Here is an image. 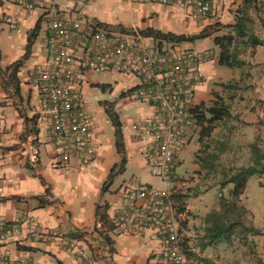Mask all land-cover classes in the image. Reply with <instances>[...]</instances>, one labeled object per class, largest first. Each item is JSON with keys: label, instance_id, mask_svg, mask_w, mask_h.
Listing matches in <instances>:
<instances>
[{"label": "crops", "instance_id": "1", "mask_svg": "<svg viewBox=\"0 0 264 264\" xmlns=\"http://www.w3.org/2000/svg\"><path fill=\"white\" fill-rule=\"evenodd\" d=\"M125 3L132 7L136 5ZM248 3L255 23V33L264 39L263 16L251 8L253 2ZM69 5L74 4L70 2ZM244 5L246 0H215L214 11L210 17L202 21L194 19L197 22L194 27L199 32L211 27V32L218 31L219 35H224L230 32L231 29L226 26L236 22L237 11L244 8ZM41 9L47 10L44 4L34 10H26L16 0H0V28L1 22L6 19L9 30H18L11 37L12 44L17 41L23 44L21 50L13 56L8 57L6 54V59H3L5 53L0 49V66L8 68L20 60L21 56H25L31 31L38 22L42 29L44 17L38 14ZM9 17L18 20L16 29L10 28L7 22ZM142 18V25L136 27L122 18L107 21L96 17L95 20L126 30L133 26L138 29L149 26L155 28L154 23H145V15ZM193 18L188 11H180V21L188 22ZM40 33L32 44L28 59L17 74L18 90L15 82L7 76L0 79V223L4 222L13 229L11 235L0 238V260L6 259L16 264H162L160 233L153 228L145 229L141 233H124L114 223L128 202L123 187L131 183H141L132 175L136 169L143 170L148 165L135 124L154 116L157 108L150 105L151 110L144 112L142 117L121 120L127 158L124 171L130 173L129 181L115 187L114 180L112 185L104 187L111 166L105 163L99 146L104 130L95 120L92 133L98 155L94 162L83 165L74 156L68 165L61 166L58 163L59 151L51 140L50 114L42 94L31 84L34 69L38 65L49 64L56 45L50 29L44 37ZM243 49L245 53L242 58L246 60V64L242 68L228 67L229 69L218 63V47L213 52H198V55H207L208 58L195 67L194 74L199 76V80L194 83L196 105L211 104L217 94L225 98L234 97L228 101L232 112L230 120L233 121L230 126L234 124L236 127L227 129L219 125L208 138L211 144L209 151L216 150L215 147L221 142L225 144V150L217 161L220 165L218 170L208 174L207 170L198 167L197 174L190 180L180 179L177 175L174 182L166 185L167 188H174L175 198L185 209L183 230L186 264H204L202 259L213 264H264V174L252 175L258 176L263 189L261 208L254 209L245 205L244 195L242 196V203L250 213V222L256 232H244L231 242L202 248L205 216L219 208V199L213 204L203 206L192 201L198 195L199 183L204 184V180L212 174L217 175V182L220 176L224 177L223 170L253 164L251 143L256 142L264 152V46H243ZM94 74L91 71L84 72L83 90L96 83L105 84L100 83ZM129 77L131 81L136 79ZM136 80L138 84L139 81ZM231 81L239 82V89L234 91L222 87V83ZM196 129L198 127L194 124L188 130L186 142L188 137H200L199 130ZM215 132L218 134L215 135ZM33 140L39 149L38 160L35 162L30 160V144ZM178 158L177 152L175 161ZM226 187L232 188V184ZM51 230H57L63 236H43ZM66 240L75 241L76 246L73 248L66 245Z\"/></svg>", "mask_w": 264, "mask_h": 264}, {"label": "built area", "instance_id": "2", "mask_svg": "<svg viewBox=\"0 0 264 264\" xmlns=\"http://www.w3.org/2000/svg\"><path fill=\"white\" fill-rule=\"evenodd\" d=\"M26 10H34L44 0H16ZM54 1V0H53ZM134 4H157L186 10L202 21L214 11L215 0H123ZM264 11V0H258ZM53 18L51 31L55 40L52 59L38 65L31 75V84L42 96L50 114L52 143L59 151V164L66 166L76 156L81 164L89 165L96 159L98 149L94 141L93 119L87 114L83 96L85 71L118 72L138 79L139 83L125 91V96L155 105L154 116L135 124L143 145V154L154 174L168 185L175 178V156L178 145L185 143L188 130L194 126V83L199 80L195 67L208 57L192 52L176 54L163 50L143 36L138 28L124 29L74 13ZM10 28L18 27V20L8 18ZM30 160L37 161L39 149L34 140L30 144ZM2 180L0 179V184ZM127 204L115 219L124 233H141L155 229L162 236V264H186L185 209L174 196V188L158 189L151 185L131 183L123 187ZM13 229L0 223V238L11 235ZM46 238L61 237L51 230ZM65 244L75 247L73 240ZM0 264H16L1 259ZM21 264H29L21 263Z\"/></svg>", "mask_w": 264, "mask_h": 264}, {"label": "rangeland", "instance_id": "3", "mask_svg": "<svg viewBox=\"0 0 264 264\" xmlns=\"http://www.w3.org/2000/svg\"><path fill=\"white\" fill-rule=\"evenodd\" d=\"M44 2L43 4L47 10L41 9L38 11L40 17H44L42 21V29L39 30V32H41L40 36L42 37L47 35L49 29L51 30L53 18L61 14H69L67 12L70 11V2H73V8H75V12L72 13V16L84 14L88 15L92 19L102 17L107 21L110 19L115 20L122 18V20L127 19L130 22V25L134 24L136 27L142 25V22L144 21L142 16L145 15L146 24L150 21L151 23H154L156 29H160L165 32L172 31L177 34H185L187 36L200 33L194 27L197 23L194 20L195 18L189 19V21L187 20L188 22L185 20H179L181 11L179 8H172L157 4H136L132 7L127 5L123 0H44ZM0 30V49L5 53V55H3V59H6L7 55L9 57L18 53L23 44L21 41H17L16 44H12L11 37L16 35L18 30H9L6 19H3L1 22ZM32 33L33 30L31 31V34ZM216 36H219L218 31L210 32L208 36L198 39L195 42H183L179 44L164 42L163 50L165 52H168L169 50L176 51V54L192 52L196 55H198L200 50L213 52L214 50H217V46L215 44ZM26 52L27 49L24 54H26ZM19 59L25 62L28 58L21 56ZM1 60L2 56L0 58V61ZM224 68L229 69L228 67ZM94 75L98 77L100 83L103 82L107 84V86H104L105 88H103V86L98 85L97 83L91 85L83 90V96L88 103V107L86 108L87 114L97 122L99 127H102L104 130V132H102L101 144L99 146L100 150L103 152L105 163L109 164L112 169L114 165L121 163L122 157L118 153L115 131L110 120V116L104 107V103H112L114 111L118 113L121 120H125L127 117L138 119L143 116L144 112L151 110V106L143 100L123 96L125 89L127 90L130 87L137 85L136 79L131 81L132 79L128 75L112 71L99 72ZM232 122V120L227 119L225 122L221 123L220 126L232 129L231 127H236L234 124L230 126V123ZM196 130H199V128ZM217 134L218 132H215V135ZM209 141L210 140L206 138L204 142L205 144H210ZM201 148L202 143L198 135L195 139H190L188 137L187 142L180 143L178 145L179 158L178 161H175V178H177L178 175L180 179L190 180L192 176L197 174L196 170L198 167L200 169L203 168L199 161L201 158L199 157L206 156L208 150L206 149L201 152V156L198 157L197 153ZM205 170L206 169H204V171ZM130 176V173H126L125 171L117 173L114 178V186L119 187L121 184L129 181L131 179ZM132 176L138 178V180L141 181V184L151 185L158 189L167 188V184L159 175L153 173L150 165H146L143 170L136 169L135 174ZM222 178L223 176H220L219 180L216 182L215 180L217 179V175L212 174L204 180V184L199 183L198 195L194 196L192 201L203 206L205 204H213L217 202L222 193L229 195L231 188L226 187L222 189L220 182ZM262 198L263 189L259 184L258 176H252L243 196L244 204L254 209H260L262 206Z\"/></svg>", "mask_w": 264, "mask_h": 264}, {"label": "trees", "instance_id": "4", "mask_svg": "<svg viewBox=\"0 0 264 264\" xmlns=\"http://www.w3.org/2000/svg\"><path fill=\"white\" fill-rule=\"evenodd\" d=\"M253 2L251 8L259 11L263 16L264 23V11L258 0H246L244 8L238 9L236 22L232 25H227L230 28V32L215 37V44L220 49L218 55V63L222 66L229 68H242L246 64V60L242 58L245 53L243 46H264V39L260 38L254 30V19L249 12V3ZM252 4V3H251ZM211 28V27H210ZM40 30V23L33 29V33L29 35L27 52L24 58H28L32 44L38 36ZM140 33L145 37H150L159 47L163 46L164 42L179 44L183 42H195L198 39L204 38L210 34V29L202 30L198 34L187 36L185 34H177L172 31L165 32L160 29H156L152 26L139 29ZM1 58V52H0ZM22 60H18L8 68L0 66V79H4L7 76L10 80L14 81L17 90L19 88L18 72L23 65ZM239 82L231 81L228 83H222V87L226 90L239 89ZM105 88V84H99ZM234 97L225 98L224 96L217 94L214 101L206 105L204 103L196 105L192 110L195 119V125L200 131V141L202 148L198 151L197 156H201V152L206 149L207 154L199 161L208 174L214 170L219 169V163H217L220 155L225 150V144L220 143L216 146V150L209 151L210 144H205V139L210 138L219 125L227 119L232 117L231 104L228 101ZM104 107L110 116V120L115 129V139L118 153L121 155V163L116 164L110 171L108 179L104 183V187L112 185L117 173L124 171L126 158V144L123 132V123L117 112L114 111L112 103L105 102ZM252 150V158L254 163L249 166L231 167L223 170L224 177L221 181L222 189L227 185L232 184L229 196H225L223 193L219 198V208L210 211L205 216V233L201 237V246L217 245L223 242H231L232 239H236L240 234L244 232H256V229L251 225L250 213L248 209L242 203V196L244 195L249 178L252 175L264 174V152L261 147L253 142L250 144ZM181 204V203H180ZM204 264H213L207 259H202Z\"/></svg>", "mask_w": 264, "mask_h": 264}]
</instances>
